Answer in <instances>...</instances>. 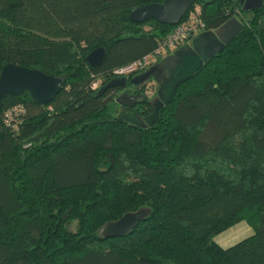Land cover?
<instances>
[{
	"label": "trees",
	"instance_id": "obj_1",
	"mask_svg": "<svg viewBox=\"0 0 264 264\" xmlns=\"http://www.w3.org/2000/svg\"><path fill=\"white\" fill-rule=\"evenodd\" d=\"M160 1L0 0V69L62 80L46 104L0 100V264H264V3L194 0L182 19L198 5L203 31L231 17L243 26L140 127L116 118L115 98L147 68L99 90L170 34L127 20ZM98 47L105 57L90 66ZM146 81L130 91L139 119L152 110ZM139 208L149 212L129 232L99 235ZM239 221L249 236L214 241Z\"/></svg>",
	"mask_w": 264,
	"mask_h": 264
},
{
	"label": "water",
	"instance_id": "obj_2",
	"mask_svg": "<svg viewBox=\"0 0 264 264\" xmlns=\"http://www.w3.org/2000/svg\"><path fill=\"white\" fill-rule=\"evenodd\" d=\"M241 9L252 11L263 5L264 0H238ZM194 0H161L158 3H146L134 8L127 14L132 23L154 20L167 26L178 24ZM242 23L235 17L227 19L214 30H204L194 36L189 43L174 49L170 54L151 64L145 71L134 75L129 84L138 85L147 79L156 84L155 99L151 102L150 114L139 119L132 108L133 103L141 101V96L122 91L115 102L122 108L116 118L131 125L151 126L157 119L158 110L167 104L176 86L187 80L207 58L218 53L234 35L242 28ZM105 57L103 47L91 50L85 60L90 66L99 65ZM124 78L112 79L103 88L116 84H124ZM59 77L49 76L36 68H27L13 63H6L0 69V100L5 94L20 95L26 92L37 104L50 102L61 88ZM147 208H139L126 212L118 219L104 223L98 233L102 237H117L129 232L142 218L148 214Z\"/></svg>",
	"mask_w": 264,
	"mask_h": 264
},
{
	"label": "built area",
	"instance_id": "obj_3",
	"mask_svg": "<svg viewBox=\"0 0 264 264\" xmlns=\"http://www.w3.org/2000/svg\"><path fill=\"white\" fill-rule=\"evenodd\" d=\"M199 14V6L194 5L189 10L187 16L178 24L174 25L170 34L157 41L151 52L133 60L123 67L115 69L113 73L116 76H123L135 70H142L149 67L156 57L162 58L163 56L171 53L177 47L183 45L185 40L188 38L190 40L193 36L203 31V22L201 18H199ZM94 86L95 83H93L92 87Z\"/></svg>",
	"mask_w": 264,
	"mask_h": 264
},
{
	"label": "rangeland",
	"instance_id": "obj_4",
	"mask_svg": "<svg viewBox=\"0 0 264 264\" xmlns=\"http://www.w3.org/2000/svg\"><path fill=\"white\" fill-rule=\"evenodd\" d=\"M189 41L187 43H189ZM155 61L156 60H153V62L151 64H154ZM145 84H146V86L144 89V94H146L147 96H150L152 101H153L155 99L154 90H156V84L153 82V80L152 81H146ZM74 224H75V221H73V223H71L70 229H73ZM251 233H252L251 227L247 223H245L244 221H239V222L233 224L232 226L228 227L227 229L223 230L222 232L218 233L214 238L217 241V243L220 244L222 247H227V246L235 243L236 241L242 239L247 234H251Z\"/></svg>",
	"mask_w": 264,
	"mask_h": 264
},
{
	"label": "flooded vegetation",
	"instance_id": "obj_5",
	"mask_svg": "<svg viewBox=\"0 0 264 264\" xmlns=\"http://www.w3.org/2000/svg\"><path fill=\"white\" fill-rule=\"evenodd\" d=\"M264 3V2H263ZM115 78H124L123 76H116ZM138 85H140V84H138ZM138 85H131V84H126L124 87H123V90L124 91H127L128 93H130V91H133L132 90V87L134 86L135 88L136 87H138ZM133 87V88H134ZM136 90V89H135ZM133 94L135 93V92H132Z\"/></svg>",
	"mask_w": 264,
	"mask_h": 264
},
{
	"label": "crops",
	"instance_id": "obj_6",
	"mask_svg": "<svg viewBox=\"0 0 264 264\" xmlns=\"http://www.w3.org/2000/svg\"><path fill=\"white\" fill-rule=\"evenodd\" d=\"M249 235H250V234H247L246 236H249ZM215 236H216V235H215ZM215 236H214V237H215ZM246 236H245V237H246ZM243 238H244V237H243ZM213 239H214V241L217 243V241L215 240V238H213ZM217 244H218V243H217ZM219 245H220V244H219ZM220 246H221V245H220ZM221 247H222V246H221Z\"/></svg>",
	"mask_w": 264,
	"mask_h": 264
}]
</instances>
